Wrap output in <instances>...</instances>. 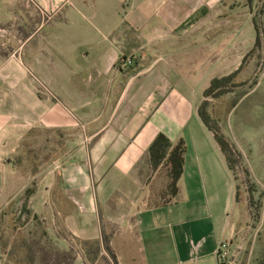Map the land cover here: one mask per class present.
Returning a JSON list of instances; mask_svg holds the SVG:
<instances>
[{"label":"crops","instance_id":"crops-1","mask_svg":"<svg viewBox=\"0 0 264 264\" xmlns=\"http://www.w3.org/2000/svg\"><path fill=\"white\" fill-rule=\"evenodd\" d=\"M252 10L248 0H0V223L29 190L45 226L31 236L77 252L74 264H219L227 243L234 254L235 183L196 105L213 68L201 57L197 77L190 61L218 44L244 62ZM160 134L185 145L168 199L150 192L170 184L166 164H149ZM5 243L0 231V264Z\"/></svg>","mask_w":264,"mask_h":264},{"label":"rangeland","instance_id":"rangeland-1","mask_svg":"<svg viewBox=\"0 0 264 264\" xmlns=\"http://www.w3.org/2000/svg\"><path fill=\"white\" fill-rule=\"evenodd\" d=\"M252 11L254 12L253 20H256L260 34V48L254 46L251 52L247 51L244 62L243 60L238 61L237 55L232 51L230 53H227L228 50L225 51V56H223L224 48L218 44H214L212 47L208 46L207 49L198 48L194 55L195 58L197 57V61H190L191 66L195 65L197 77L203 71L201 68L203 60L206 61L207 71L209 67L213 68L212 73L205 81L198 78V84L202 86H199V91L196 93V105L201 108L206 104V114L210 117L219 135L227 141L233 151V170L230 172L237 193L240 236L235 242L236 252L233 254L230 251L229 243H227V257L222 262L218 261L219 264H233L238 261L264 264V0H255ZM249 15V9H247L244 13L237 15L236 19L248 20ZM247 32H249V28L246 29V36H248ZM232 47L234 46L231 45ZM134 57L136 60L132 67L137 62V57ZM201 57L204 59L201 60ZM233 74L236 76L227 89L218 91L219 94L225 93L214 99L204 98L203 94L208 88L204 92L203 90L208 85L210 86L208 81L211 78L221 79ZM72 79L76 80L77 78L72 77ZM42 95L44 98H48L46 91ZM164 174L166 176V172ZM158 180L154 185H151L150 192L165 194V198L168 199L171 195L169 183L163 185L164 188H162L159 187L162 186V182H158ZM15 207L17 205H12L7 209L9 212L7 219L4 223H0V229H2L0 231L4 234L7 244L4 264H74L79 254L70 252L68 256L61 253L56 246L53 248L54 252L48 253L47 251L42 254L43 261L33 260L27 243L29 240H33L30 231L41 232L45 226H42L41 222L35 223L31 217L26 216L22 220L19 219L14 213ZM12 208L13 211H11ZM16 241L25 245L22 249H18V252L11 250ZM45 247L47 246L44 244L41 246L44 249ZM86 255L92 258L99 257L98 253ZM108 255L112 258V254ZM67 259H69V263Z\"/></svg>","mask_w":264,"mask_h":264},{"label":"trees","instance_id":"trees-1","mask_svg":"<svg viewBox=\"0 0 264 264\" xmlns=\"http://www.w3.org/2000/svg\"><path fill=\"white\" fill-rule=\"evenodd\" d=\"M255 0H248L249 4H252ZM255 23V29L257 31V40L255 43V48H260V34L258 30V26L256 24V20L254 21ZM236 76V74H233L228 77H224L221 79H213L210 83V86L208 89L204 92V98H215L217 96H221L222 94H219L220 92L218 91H223V89H227V86L231 84L233 78ZM219 96V97H220ZM206 105V104H205ZM205 105H203L201 108L198 110V115L199 118L201 119V122L205 126V128L208 130V132L213 134V139L215 143L217 144L218 148L220 149L221 153L223 154V157L225 158L226 164L229 168L230 171L233 170L232 163H233V151L230 148V145L225 141V139L219 135L218 131L214 127L212 121L210 120V117L206 114L205 112ZM184 156H185V145L181 141L179 142L175 147L172 146L170 141L162 134L158 135L152 145L149 148V164L153 170L157 169L161 164H166L169 170V177H170V184H169V191L172 195H175L177 192V183L180 179V177L183 174L184 170ZM30 194V191L27 190L25 192L24 198H23V204L21 206H17L15 210V215L18 216L19 219H23L24 217H31L32 218L31 212L27 206V198ZM236 199H237V193H236ZM26 201V202H25ZM8 215V213H7ZM35 221V220H34ZM31 236V235H30ZM32 237V236H31ZM20 241H16L15 245L11 248L13 251H17L18 249H22L25 247V245H22V242L17 243ZM25 242V241H24ZM29 244L28 249L29 253H31V257L33 260L38 259L39 261H43L44 257L42 254L44 253H50L54 252L55 250L53 249L54 247L51 245H47L46 243H43L41 240H29L27 242ZM26 244V243H25ZM45 245L47 247L41 248L42 245ZM5 245H7L5 243ZM51 247V248H50ZM47 249V250H46ZM45 251V252H44ZM62 253V252H61ZM69 256V253H64ZM63 254V255H64ZM69 263V259H67Z\"/></svg>","mask_w":264,"mask_h":264},{"label":"built area","instance_id":"built-area-1","mask_svg":"<svg viewBox=\"0 0 264 264\" xmlns=\"http://www.w3.org/2000/svg\"><path fill=\"white\" fill-rule=\"evenodd\" d=\"M135 60L136 58L134 56L130 58H125L120 61L119 65L123 70L130 69L133 66ZM221 246H222L221 249L219 248L217 252V259L219 262H222L223 260H225L227 257V253H228V246L226 244L224 245L222 244Z\"/></svg>","mask_w":264,"mask_h":264}]
</instances>
